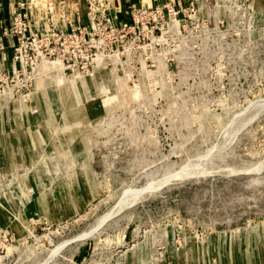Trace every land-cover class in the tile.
Masks as SVG:
<instances>
[{
  "label": "rangeland",
  "instance_id": "rangeland-1",
  "mask_svg": "<svg viewBox=\"0 0 264 264\" xmlns=\"http://www.w3.org/2000/svg\"><path fill=\"white\" fill-rule=\"evenodd\" d=\"M2 17L0 264H264V0Z\"/></svg>",
  "mask_w": 264,
  "mask_h": 264
},
{
  "label": "crops",
  "instance_id": "crops-1",
  "mask_svg": "<svg viewBox=\"0 0 264 264\" xmlns=\"http://www.w3.org/2000/svg\"><path fill=\"white\" fill-rule=\"evenodd\" d=\"M20 1H25V3L27 2V0H0V4H1L0 5V18L2 16L8 18L9 14L11 12L12 13L14 12V10L16 9V5ZM158 1H165V0H158Z\"/></svg>",
  "mask_w": 264,
  "mask_h": 264
},
{
  "label": "built area",
  "instance_id": "built-area-1",
  "mask_svg": "<svg viewBox=\"0 0 264 264\" xmlns=\"http://www.w3.org/2000/svg\"><path fill=\"white\" fill-rule=\"evenodd\" d=\"M86 2H88L89 3V5L92 7L93 6V3H95V2H97V1H100V0H85ZM103 1H111V0H103ZM170 1H172L173 2V0H170ZM25 5V3L24 2H19L18 3V6H24ZM154 8H156L157 9V12L159 11V12H162L163 11V9L162 8H160L159 6H156V7H154ZM167 9H168V11H171V8L170 7H168L167 6ZM145 11L146 10V7H144L143 5L141 6V8H140V11Z\"/></svg>",
  "mask_w": 264,
  "mask_h": 264
},
{
  "label": "bare ground",
  "instance_id": "bare-ground-1",
  "mask_svg": "<svg viewBox=\"0 0 264 264\" xmlns=\"http://www.w3.org/2000/svg\"><path fill=\"white\" fill-rule=\"evenodd\" d=\"M20 2H21V1H20ZM22 2H24V3H25V1H22ZM58 100H59V98H58ZM71 110H74V109L72 108ZM44 111H47V110L45 109ZM64 121H65V120H64Z\"/></svg>",
  "mask_w": 264,
  "mask_h": 264
}]
</instances>
